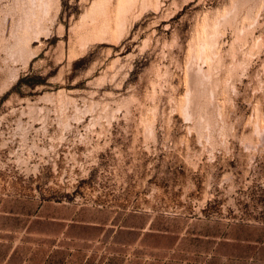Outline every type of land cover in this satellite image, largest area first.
<instances>
[{"label": "rangeland", "instance_id": "1", "mask_svg": "<svg viewBox=\"0 0 264 264\" xmlns=\"http://www.w3.org/2000/svg\"><path fill=\"white\" fill-rule=\"evenodd\" d=\"M0 264H264V0H0Z\"/></svg>", "mask_w": 264, "mask_h": 264}]
</instances>
